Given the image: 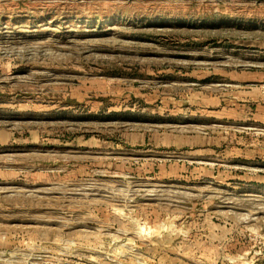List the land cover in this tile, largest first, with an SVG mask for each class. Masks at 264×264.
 <instances>
[{
    "label": "rangeland",
    "instance_id": "rangeland-1",
    "mask_svg": "<svg viewBox=\"0 0 264 264\" xmlns=\"http://www.w3.org/2000/svg\"><path fill=\"white\" fill-rule=\"evenodd\" d=\"M0 264H264V0H0Z\"/></svg>",
    "mask_w": 264,
    "mask_h": 264
}]
</instances>
